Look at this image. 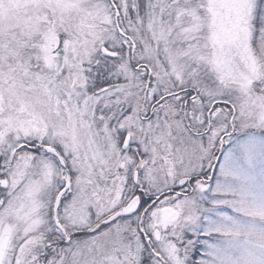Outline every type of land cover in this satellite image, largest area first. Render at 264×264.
I'll return each instance as SVG.
<instances>
[{
	"label": "snow or ice",
	"instance_id": "obj_1",
	"mask_svg": "<svg viewBox=\"0 0 264 264\" xmlns=\"http://www.w3.org/2000/svg\"><path fill=\"white\" fill-rule=\"evenodd\" d=\"M0 264H264V0H0Z\"/></svg>",
	"mask_w": 264,
	"mask_h": 264
}]
</instances>
